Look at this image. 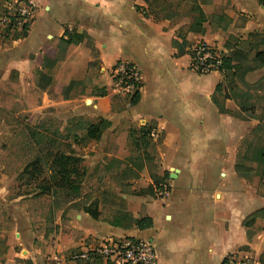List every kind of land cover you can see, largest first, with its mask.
Returning <instances> with one entry per match:
<instances>
[{
  "label": "crops",
  "instance_id": "obj_1",
  "mask_svg": "<svg viewBox=\"0 0 264 264\" xmlns=\"http://www.w3.org/2000/svg\"><path fill=\"white\" fill-rule=\"evenodd\" d=\"M25 1L36 10L26 36L5 44L0 37V107L9 110L28 92L33 98L40 90L42 103L34 105L39 111L62 104L65 115L107 121L101 137L92 140L95 154L82 158L103 173L111 192L102 194L112 197L91 208L50 206L48 222L38 206L19 204L24 197L6 206L0 189V264H77L72 256L85 243L107 238L150 242L155 264H223L237 252L264 264V178L236 170L245 142L260 125L264 94L258 93L264 92L247 91L236 82L238 95L254 107L243 111L227 85L216 92L227 74H199L190 57L200 43L225 57L240 52L243 57L234 64L259 65L245 82L261 84L260 0H184L180 10L189 5L190 13L172 22L147 16L143 0ZM197 8L206 16L201 31L194 29ZM67 33L80 41L67 45ZM177 34L185 42L181 54L174 47ZM119 62L141 73L139 100L131 108L127 98L113 92L111 70ZM40 79L45 89L38 87ZM8 82L15 87L12 97ZM49 82L61 83V93L54 94ZM147 126L150 146L140 149L130 132ZM157 185L168 189L165 196L156 194ZM151 187L155 195L139 194ZM89 210L97 211L98 219ZM123 213L149 217L153 226L140 230L121 221Z\"/></svg>",
  "mask_w": 264,
  "mask_h": 264
},
{
  "label": "rangeland",
  "instance_id": "obj_2",
  "mask_svg": "<svg viewBox=\"0 0 264 264\" xmlns=\"http://www.w3.org/2000/svg\"><path fill=\"white\" fill-rule=\"evenodd\" d=\"M7 8L6 0H0V17L7 13ZM190 11L191 7L186 5L179 10L178 14L184 16ZM17 34L21 32L6 34L0 30L1 42L5 44L11 40V36L16 38ZM13 75L10 78L11 81L15 79ZM41 80L38 82L39 88L45 85V81ZM6 86L9 89L8 94L12 97L15 92L14 85L8 82ZM258 88L264 92V83ZM29 89L30 86L27 85V91ZM40 93L41 91L38 90V93L30 98L28 92L25 99L17 101L9 110L0 107V189L4 191L6 206L18 197H24L19 204L24 205L27 202L31 206H38L41 218L49 222L53 217H51L50 206H55L58 211L87 206L91 208L99 206L100 201H110L111 194H102L111 192L109 181L102 177L103 173L99 170H92L82 158L85 155L95 154L92 140L87 139L86 136L90 126L101 125L103 133L109 123L106 121L105 124L104 120L99 121L86 115H78V113L65 115L61 113L62 104L51 105L39 111L34 105L42 103ZM263 94L259 92L258 96L262 97ZM260 104L263 109L264 104L261 102ZM262 114H264L263 110H261ZM245 149V147L242 149V154ZM262 149H264V131L259 134L254 145V151ZM133 150H136L138 154L136 146H133ZM56 154L68 155L79 160L76 165L80 180L79 195L69 190V187L43 191V187L48 186L50 182V167ZM249 158L255 160L258 156L253 153ZM248 166L253 168L251 171L264 178L263 166L257 163H248ZM99 169L102 170L100 167ZM262 187H264V182ZM104 215L110 216L108 212L103 211Z\"/></svg>",
  "mask_w": 264,
  "mask_h": 264
},
{
  "label": "trees",
  "instance_id": "obj_3",
  "mask_svg": "<svg viewBox=\"0 0 264 264\" xmlns=\"http://www.w3.org/2000/svg\"><path fill=\"white\" fill-rule=\"evenodd\" d=\"M147 4V16H152L155 20L164 21L169 20L173 21L175 18L177 19L180 14H178L180 7L184 0H179L178 2H174V0H143ZM194 11L197 13V20L195 24V30L201 31L202 23L206 21V16L200 9H194ZM30 26H25L21 34H17L16 39L26 36L28 33ZM2 31V30H1ZM3 33H10L9 31H2ZM15 33V32H14ZM10 33V34H14ZM67 40L65 43L67 45H70L72 43H76L80 41V38L76 35L72 34H66ZM13 37V36H11ZM15 37V36H14ZM174 47L177 49L178 54L183 53V48L185 47L184 38L179 34H177L174 37ZM260 56V55H258ZM243 57L240 55V52H234L230 57H224L223 66L220 69V73L227 74L225 75L224 82L217 86L216 92H221L225 85H227L230 89L231 96L230 98L235 99L239 103V107L246 111L249 107L254 108L251 104H249L248 100L243 99V95H238L237 88L233 85H236V82L241 84L243 89H247L249 91L250 89H259L260 85L264 83V80L261 82V84H256L255 86H250L245 82V76L248 72L252 71L253 69H256L259 67V65L256 66H248V67H241L239 65H236L234 63L240 61V58ZM246 58V57H245ZM52 85V92L54 94H60L62 89V84L59 82L53 83L49 82L48 86ZM44 88V87H42ZM45 89V88H44ZM245 95H248V93H245ZM241 96V97H240ZM139 100V93H137L132 98L133 105H136ZM264 111V107L262 109ZM264 114H262L260 125L255 128L251 133V139H247L245 142L244 147L246 148L244 153L242 152L239 154V162L237 163L236 170L237 172H241L242 170L244 172L249 173L253 168L251 166H248V163H257L264 167V149L260 151H254V145L255 142L261 132L264 131ZM106 124V121H103ZM102 123V122H101ZM108 124V123H107ZM101 125H92L87 130V139L89 140H98L102 135V129ZM151 127H142L139 130L131 131L130 132V138L135 139L136 146L140 149H147L150 146L149 140L151 139ZM255 140V142H254ZM255 154L258 156L257 159L249 158L251 154ZM79 160L77 158L64 155V154H56L52 164H51V177L50 182L48 186L46 185L43 187V191L48 192L52 188H63V187H69V190L73 191V193L78 194L79 188L78 184H80L79 180V173L78 169L76 168V165H78ZM36 166V164H34ZM35 171H38L37 168H34ZM27 171V170H26ZM33 174V173H32ZM76 177V178H73ZM75 179V180H74ZM156 183V182H155ZM157 190H162L163 187L156 186ZM139 194H146V195H155L154 188L151 187L146 191H141ZM93 218L98 219L99 213L97 211L93 212L89 210ZM260 215V212L253 214L246 222L245 226H248L250 221L255 220ZM121 221H127L129 223H134L138 229L140 230H146L150 229L153 226L152 219L149 217H140L139 215L131 216L129 213H123L119 217Z\"/></svg>",
  "mask_w": 264,
  "mask_h": 264
},
{
  "label": "built area",
  "instance_id": "obj_4",
  "mask_svg": "<svg viewBox=\"0 0 264 264\" xmlns=\"http://www.w3.org/2000/svg\"><path fill=\"white\" fill-rule=\"evenodd\" d=\"M7 13L0 17V30L14 33L22 32L30 26L35 18V6L25 0H8ZM264 6V0H260ZM191 69L199 74L219 72L223 66L222 52L200 43L190 50ZM113 92L127 98V106H133L132 98L142 88L139 69L126 62L117 63L111 70ZM154 133L152 134V136ZM168 189L157 190L163 197ZM77 264H155L157 254L152 244L135 238H107L100 242H87L79 252L72 256ZM223 264H258L256 257L250 253L237 252L227 257Z\"/></svg>",
  "mask_w": 264,
  "mask_h": 264
}]
</instances>
